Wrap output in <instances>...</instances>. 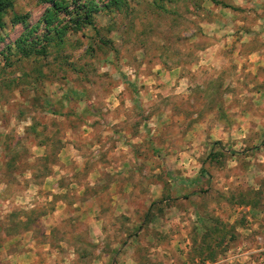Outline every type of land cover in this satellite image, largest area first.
Masks as SVG:
<instances>
[{"label": "clouds", "instance_id": "obj_1", "mask_svg": "<svg viewBox=\"0 0 264 264\" xmlns=\"http://www.w3.org/2000/svg\"><path fill=\"white\" fill-rule=\"evenodd\" d=\"M0 264H264V0H64L0 49Z\"/></svg>", "mask_w": 264, "mask_h": 264}, {"label": "rangeland", "instance_id": "obj_2", "mask_svg": "<svg viewBox=\"0 0 264 264\" xmlns=\"http://www.w3.org/2000/svg\"><path fill=\"white\" fill-rule=\"evenodd\" d=\"M64 4V0H61ZM2 18L0 28V49L10 50L39 42L41 36L47 37L48 28L42 22L49 8L43 0H11Z\"/></svg>", "mask_w": 264, "mask_h": 264}, {"label": "trees", "instance_id": "obj_3", "mask_svg": "<svg viewBox=\"0 0 264 264\" xmlns=\"http://www.w3.org/2000/svg\"><path fill=\"white\" fill-rule=\"evenodd\" d=\"M44 2L51 3L52 8L46 10L43 15L42 22L49 29L51 25V18L60 10V7L63 5L61 0H43ZM11 0H0V28L2 27V18L3 14L7 10L8 7L11 6ZM1 40V38H0Z\"/></svg>", "mask_w": 264, "mask_h": 264}]
</instances>
